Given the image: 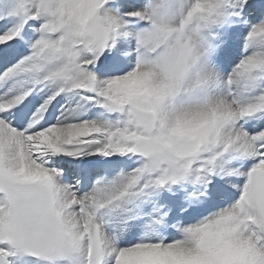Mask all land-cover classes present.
<instances>
[{"label":"snow or ice","instance_id":"obj_1","mask_svg":"<svg viewBox=\"0 0 264 264\" xmlns=\"http://www.w3.org/2000/svg\"><path fill=\"white\" fill-rule=\"evenodd\" d=\"M0 264H264V0H0Z\"/></svg>","mask_w":264,"mask_h":264}]
</instances>
